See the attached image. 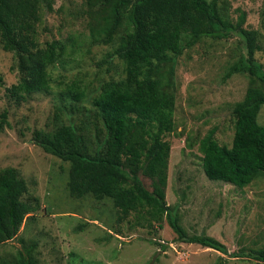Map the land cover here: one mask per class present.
Returning <instances> with one entry per match:
<instances>
[{
  "label": "rangeland",
  "instance_id": "374dc122",
  "mask_svg": "<svg viewBox=\"0 0 264 264\" xmlns=\"http://www.w3.org/2000/svg\"><path fill=\"white\" fill-rule=\"evenodd\" d=\"M217 9L233 22L244 13L242 27L258 31L264 48V0H219ZM33 12L26 20L32 29L22 33L36 48L54 42L59 52L63 46L65 55L49 68V92L17 99L8 91L20 77L16 59L3 50L0 41V121L5 114L6 123L0 130V170L12 168L24 180L27 192L20 201L32 208L16 238L0 244V264H14L18 251L30 243L36 244L32 252L36 264H215L219 256L224 264H257L230 256L264 248V174L242 188L210 181L202 171L198 147L211 132L219 145L229 146L232 140V107L243 100L248 86L246 74L223 79L242 48L238 35L221 42L203 38L180 56L153 62L165 73L161 82L167 89L177 88L176 131L166 138L170 149L165 203L189 235L203 234L223 244L228 254L221 255L199 245L175 242L164 216L149 218L137 209L116 223L118 214L110 198L69 196L68 164L44 153L31 141L32 133L51 132L72 123L85 128L82 134L89 152L101 148L104 131L94 118L92 100L103 84L123 78L124 64L118 58L110 64L100 62L118 48L130 28L122 16L107 41L108 33L102 30L103 17L109 12L88 0H47L37 3ZM261 53L256 58L263 63ZM72 81H81L86 89L80 103L62 99L61 93ZM257 124L264 127V106ZM140 178L153 190L151 179Z\"/></svg>",
  "mask_w": 264,
  "mask_h": 264
},
{
  "label": "trees",
  "instance_id": "16d2710c",
  "mask_svg": "<svg viewBox=\"0 0 264 264\" xmlns=\"http://www.w3.org/2000/svg\"><path fill=\"white\" fill-rule=\"evenodd\" d=\"M46 1L0 0V41L3 50L15 56L20 73L18 83L8 91L17 99L49 92V68L65 55L63 46L59 52L54 42L44 49L36 48L34 41L22 33L23 29H32L26 20L34 16L35 5ZM218 1L88 0L89 4H102L109 12L103 17L106 23L102 30L108 33L107 41H111L112 28L120 24L122 16L130 28L120 38L118 48L100 62L110 64L118 58L124 64L123 78L103 84L92 100L94 118L104 131L101 148L89 152L87 138L82 134L85 128L72 123L51 132L35 130L31 141L44 153L68 164L66 186L72 198H110L118 214L116 223L137 209L145 211L149 218L160 220L164 216L176 236L175 242L227 255L226 247L217 240L203 234L189 235L165 203L170 149L166 138L176 131L177 88L169 91L161 82L165 73L153 66V62L164 61L168 55L180 56L185 48L203 38L221 42L238 35L242 48L223 79L246 74L248 86L243 100L232 107L234 133L230 145H219L212 138L213 132L199 141L201 168L208 180L238 188L264 174V127L257 124L264 106V62L256 58L258 52L263 58L264 48L258 31L242 27L244 13L235 22L223 18L217 9ZM86 95L81 81H72L61 93L62 99L75 103L85 100ZM2 117L0 130L6 124L5 114ZM188 146L193 148L192 144ZM141 176L152 180L153 190L144 186ZM26 192V184L16 171L0 170V244L16 238L25 215L32 210L20 201ZM35 247L30 243L18 251L14 264H36L32 253ZM230 257L264 264V248L244 249ZM224 262L219 256L215 264Z\"/></svg>",
  "mask_w": 264,
  "mask_h": 264
}]
</instances>
